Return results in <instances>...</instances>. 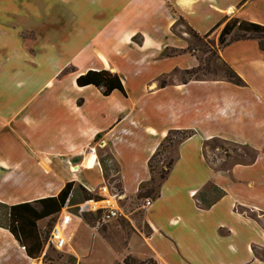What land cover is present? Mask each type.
I'll return each mask as SVG.
<instances>
[{
	"label": "crops",
	"instance_id": "obj_1",
	"mask_svg": "<svg viewBox=\"0 0 264 264\" xmlns=\"http://www.w3.org/2000/svg\"><path fill=\"white\" fill-rule=\"evenodd\" d=\"M239 1L0 0V202L52 196L71 181L112 194L102 149L117 167L121 216L131 223L141 210V227L127 225L129 236L118 221L99 233L131 251L122 258L264 264L257 253L264 251V228L240 210L264 216V52L254 39L219 49L243 85L184 81L179 73L199 61L183 51V32L173 31L181 19L205 34L225 15L264 25V0ZM102 69L118 75L125 95L75 84L85 71ZM171 129L192 134L177 145L159 195L145 206L137 193L150 176L147 161ZM213 138L256 154L214 168L203 149ZM207 184L223 193L203 206L198 194ZM0 264H38L4 225Z\"/></svg>",
	"mask_w": 264,
	"mask_h": 264
},
{
	"label": "rangeland",
	"instance_id": "obj_2",
	"mask_svg": "<svg viewBox=\"0 0 264 264\" xmlns=\"http://www.w3.org/2000/svg\"><path fill=\"white\" fill-rule=\"evenodd\" d=\"M219 29L220 28L210 32L207 35L201 34L194 36L191 29L181 19H178L173 26V31L175 33L180 34L183 32V35L188 39L187 47L191 50H194V55L199 61L198 65L202 68L196 73L198 78H223L222 76L224 68L220 62L221 58L218 59L213 54L216 51L217 35ZM170 52H173V50ZM179 76L184 81L193 77V75L187 74L184 71L180 72ZM203 149L207 162L214 168H227L233 162L247 163L255 155V152L246 145L234 144L220 139L208 140ZM107 155L108 154L105 150L101 149L98 152L99 158H105L104 164L107 168L105 175L113 192L112 194L119 195L118 192L120 188L118 184L117 167ZM174 155V148H167L166 152L162 155V159L164 157L166 160L167 158L173 157ZM155 164L156 169L154 172V185L158 182L157 171L162 165L160 161H156ZM218 194V190L214 189L211 184H207L198 194V198L203 199L205 203H208L216 199ZM95 196L98 197L99 195ZM82 201L83 199L80 192L78 191V187L76 185L73 186V191L71 192L63 209L67 207L68 211L77 214L82 221L74 215L68 224L63 227L62 234L65 238L64 249L57 250L50 243H48L49 231L61 211L55 216L46 217L36 222L38 234L41 240V252L39 256L35 258L38 261V264H124L123 259L125 257H129L125 256L122 258L123 254L131 251H127L123 243H121L116 236L113 237L114 239H112V237L107 238L108 245L105 243L104 239L99 233H101V230L105 229L107 225H110V223L115 225V223L118 221L120 226L123 227V231L125 232L124 235L126 234L129 236L130 232L127 228V225L133 223L136 226L138 225L141 227V210L130 215V217L133 219V222L131 223H129L128 219L123 216H119L116 218L117 220L113 219L103 222L98 214L93 215L92 213L81 210L79 204ZM124 210L125 212L127 211L126 209ZM240 210L255 218L257 222L264 228V216L257 215L244 209ZM62 213H66V210H63L61 214ZM6 223V211L3 204L0 202V225H5ZM257 253L264 258L263 250H257ZM133 263L140 264L136 263L135 261H133Z\"/></svg>",
	"mask_w": 264,
	"mask_h": 264
},
{
	"label": "trees",
	"instance_id": "obj_3",
	"mask_svg": "<svg viewBox=\"0 0 264 264\" xmlns=\"http://www.w3.org/2000/svg\"><path fill=\"white\" fill-rule=\"evenodd\" d=\"M247 0H240L238 5L243 4ZM219 29L217 35V44L216 51L213 53L216 58L220 59L221 57L217 53L220 48L229 44L230 42L243 40V39H254L257 42V45L261 51L264 52V25L245 19H240L233 15H225L218 22H216L204 35L209 34L210 32ZM194 36L198 34L191 30ZM184 52H189L194 54V50L190 48H185ZM224 71L223 79L235 84L243 85L244 82L241 77L232 69V67L226 63L222 58L220 60ZM202 68L198 65L196 67L185 70L184 72L190 75H193L190 79L200 80L196 76V73ZM75 84L77 86H86L92 85L98 88L102 95L106 96L112 91L116 90L122 95H125L124 87L121 83L120 78L116 73L110 72L109 70H87L84 73L78 75L75 78ZM164 81H160L162 86ZM192 131L189 130H169L163 139L160 141L158 147L149 157L147 161V167L150 173L149 179L139 185V190L137 193L138 198H152L155 199L159 195V188L161 182L167 177L174 161L176 160V148L177 145L183 141L185 138L191 136ZM217 139V138H213ZM212 140V139H210ZM221 140V139H220ZM207 141L204 142V145ZM203 145V146H204ZM167 148H174L175 155L169 157L166 160L162 159V155L166 152ZM253 150V149H252ZM256 154V151L253 150ZM107 156L111 158V155L107 152ZM255 156V155H254ZM254 158V157H253ZM253 158L249 161L251 162ZM105 158H99L101 165L103 166V172L105 175L106 166L104 164ZM113 161V160H112ZM156 161L161 162V167L157 171L158 182L154 185L155 176L154 172L156 169ZM106 176V175H105ZM78 187V191L81 194L83 201L87 198H90L93 195L87 191L83 186L75 184L74 182H66L64 186L52 196H47L32 201L15 203V204H3L6 211L7 223L4 225L9 233L15 238V240L24 247L25 254L35 259L39 256L41 252V240L38 234V229L36 222L46 217H52L57 215L65 206L66 201L68 200L71 192L73 191V186ZM154 185V186H153ZM214 189L218 190V197L223 193V191L217 189L215 186H212ZM96 197V196H95ZM203 206H208L207 203H203ZM124 264H134L130 257H125L123 259ZM140 264H151L140 263Z\"/></svg>",
	"mask_w": 264,
	"mask_h": 264
},
{
	"label": "built area",
	"instance_id": "obj_4",
	"mask_svg": "<svg viewBox=\"0 0 264 264\" xmlns=\"http://www.w3.org/2000/svg\"><path fill=\"white\" fill-rule=\"evenodd\" d=\"M91 151H94V148H91ZM102 194L98 197H90L85 199L79 204L81 210H84L89 213L98 214L100 219L103 222H107L121 216V211L117 205V197L118 195L110 194L108 189L104 186L101 187ZM151 203L149 198H145L144 205L148 206ZM66 213H62L57 216L55 222L53 223L49 235H48V243H50L55 249L60 250L64 243L65 238L62 234V229L67 225V223L71 220L72 216H77V214L68 211L67 207L64 209ZM24 248L23 246H21Z\"/></svg>",
	"mask_w": 264,
	"mask_h": 264
}]
</instances>
